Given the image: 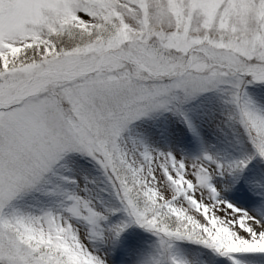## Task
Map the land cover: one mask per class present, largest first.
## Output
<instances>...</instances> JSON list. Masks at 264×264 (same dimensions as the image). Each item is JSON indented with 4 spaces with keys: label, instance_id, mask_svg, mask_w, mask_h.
I'll return each instance as SVG.
<instances>
[{
    "label": "snow or ice",
    "instance_id": "snow-or-ice-1",
    "mask_svg": "<svg viewBox=\"0 0 264 264\" xmlns=\"http://www.w3.org/2000/svg\"><path fill=\"white\" fill-rule=\"evenodd\" d=\"M0 264H264V0H0Z\"/></svg>",
    "mask_w": 264,
    "mask_h": 264
}]
</instances>
